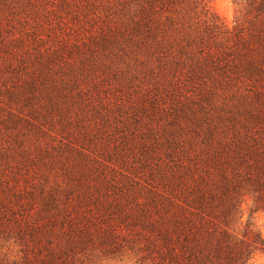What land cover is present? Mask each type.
Masks as SVG:
<instances>
[{
  "label": "rangeland",
  "instance_id": "374dc122",
  "mask_svg": "<svg viewBox=\"0 0 264 264\" xmlns=\"http://www.w3.org/2000/svg\"><path fill=\"white\" fill-rule=\"evenodd\" d=\"M209 1L230 27L244 12ZM118 12L112 0H0V264H38L87 227L119 247L101 264H145L164 175L183 199L193 176H216L238 133L264 149V115L254 123L247 103L203 96L190 64L113 29ZM240 190L231 229L264 240V197Z\"/></svg>",
  "mask_w": 264,
  "mask_h": 264
},
{
  "label": "trees",
  "instance_id": "16d2710c",
  "mask_svg": "<svg viewBox=\"0 0 264 264\" xmlns=\"http://www.w3.org/2000/svg\"><path fill=\"white\" fill-rule=\"evenodd\" d=\"M234 1L244 12L230 27L212 11L209 0H112L119 11L112 28L131 42L165 49L177 66L180 61L190 64L189 76L200 84L203 96L247 103V115L255 123L264 115V0ZM198 14L204 16L202 22L195 21ZM238 134L220 145L228 158L220 156L216 176H193L191 190L180 187L186 190L183 199L164 175V191L151 203L162 208L159 220L153 221L146 210L156 243L140 247L144 257L151 256L145 264H249L254 250H264V240L251 236L252 228L242 238L231 229L243 184L253 186L259 201L264 197V149L254 137ZM232 145L235 156L228 154ZM97 233L77 229L66 243L39 256L38 264H101V252L107 255L119 247L106 248L107 241Z\"/></svg>",
  "mask_w": 264,
  "mask_h": 264
}]
</instances>
